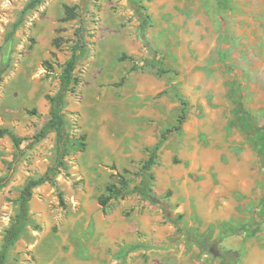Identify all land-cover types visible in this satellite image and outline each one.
Instances as JSON below:
<instances>
[{"label":"rangeland","instance_id":"obj_1","mask_svg":"<svg viewBox=\"0 0 264 264\" xmlns=\"http://www.w3.org/2000/svg\"><path fill=\"white\" fill-rule=\"evenodd\" d=\"M28 1L0 0V126L25 138L0 137V246L22 187L54 164L55 133L31 141L78 26L62 17L79 0H43L14 27ZM140 1L151 18L143 32L129 0L89 1L79 82L65 97V167L55 185L33 189L7 264H222L226 250L235 264H264V0ZM181 101L185 119L158 150L153 192L187 229L210 231L212 251L138 194L98 202L119 175L139 183Z\"/></svg>","mask_w":264,"mask_h":264},{"label":"trees","instance_id":"obj_2","mask_svg":"<svg viewBox=\"0 0 264 264\" xmlns=\"http://www.w3.org/2000/svg\"><path fill=\"white\" fill-rule=\"evenodd\" d=\"M43 0H29L21 11L19 20L15 23L14 27L22 20L25 12L28 9L34 8L40 4ZM90 0H79V3L74 5H64V16L62 20H78V26L75 30L76 39L71 46L70 56L62 64L61 71L59 73V87L54 94L46 95L49 102V117L42 127L33 135L31 143L38 142L44 139L48 134L55 133L56 144H55V159L52 166L47 167L46 171L38 177L29 178L24 184L20 191L18 198V209L15 213L10 225L5 229L3 235V241L0 246V264H7L8 250L16 243L21 232L24 230L28 220V205L32 198L33 189L49 182L55 185L53 175H55L60 168L65 167V156L69 152V147L72 143L71 137L66 130V118L64 115L65 97L68 92L74 91L79 79L75 75V69L77 61L80 55L85 51V22L86 15L88 13V5ZM220 4L225 5L227 0H217ZM136 16L141 20V32H143L150 22L151 18L149 14L144 13V6L140 0H129ZM141 38L144 39L141 33ZM130 58V57H129ZM148 64L153 63L146 60ZM9 65V57L4 56L2 53L0 59V81L2 74ZM160 71H163L159 68ZM182 107L180 113L177 116L176 123L166 128L161 132L158 141L147 148V157L142 161L139 168V183L135 184L132 188L129 187L127 179L123 175H119L117 184H108L106 191L99 198L98 202L103 209H105L109 202L114 198H124L130 194H138L143 199H146L154 204H160L165 210V219L173 224L176 229L181 232L185 240L189 243L196 244L199 248L205 251H210L213 246V242L210 240V231L203 235L197 234L196 232L187 229L184 221L183 214H172L166 208V204L163 200L159 199L153 192L154 183V172L153 167L157 163L158 150L161 144L169 137L172 132H178L181 129L182 122L185 119L186 111L184 108V101H181ZM8 134L14 144H20L25 138L19 137L12 133L8 128L0 126V137ZM79 146L83 145L82 142H77ZM126 171V170H125ZM8 180V177L0 178V186ZM61 196V193H60ZM232 251L226 250L222 253L223 262L222 264H235L234 258L232 257Z\"/></svg>","mask_w":264,"mask_h":264},{"label":"water","instance_id":"obj_3","mask_svg":"<svg viewBox=\"0 0 264 264\" xmlns=\"http://www.w3.org/2000/svg\"><path fill=\"white\" fill-rule=\"evenodd\" d=\"M8 47H9V42H6V44L3 47V55L6 56L8 54ZM212 251V249L210 250Z\"/></svg>","mask_w":264,"mask_h":264}]
</instances>
